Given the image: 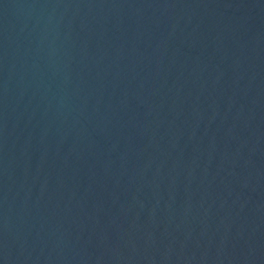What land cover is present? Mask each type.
<instances>
[{"label":"water","instance_id":"95a60500","mask_svg":"<svg viewBox=\"0 0 264 264\" xmlns=\"http://www.w3.org/2000/svg\"><path fill=\"white\" fill-rule=\"evenodd\" d=\"M0 264H264V0H0Z\"/></svg>","mask_w":264,"mask_h":264}]
</instances>
